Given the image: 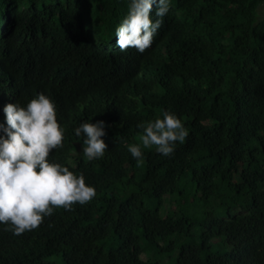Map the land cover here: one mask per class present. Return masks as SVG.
<instances>
[{"label": "trees", "instance_id": "trees-1", "mask_svg": "<svg viewBox=\"0 0 264 264\" xmlns=\"http://www.w3.org/2000/svg\"><path fill=\"white\" fill-rule=\"evenodd\" d=\"M130 3L0 0V137L6 105L46 95L64 131L49 162L96 192L19 236L0 224V264H264V0H169L142 54L113 47ZM164 112L189 135L138 166L137 125ZM98 121L108 147L87 161L75 129Z\"/></svg>", "mask_w": 264, "mask_h": 264}, {"label": "clouds", "instance_id": "clouds-1", "mask_svg": "<svg viewBox=\"0 0 264 264\" xmlns=\"http://www.w3.org/2000/svg\"><path fill=\"white\" fill-rule=\"evenodd\" d=\"M154 5L157 19L150 16ZM169 7V0H131L126 18L115 29L113 47L144 53L152 46ZM3 111L7 138L0 137V224L19 236L37 229L54 209L71 211L74 204L89 203L96 192L86 185L82 173L77 176L68 167L49 162L50 153L63 146L64 131L57 122L56 106L46 95L38 94L26 106L8 104ZM137 128L142 129L140 143L128 145L127 151L138 166L144 162L142 149L155 147L157 153L170 157L175 144L189 135L170 112ZM104 129L103 121L85 122L75 129L76 137H84L87 161L103 157L108 147L102 139Z\"/></svg>", "mask_w": 264, "mask_h": 264}, {"label": "rangeland", "instance_id": "rangeland-1", "mask_svg": "<svg viewBox=\"0 0 264 264\" xmlns=\"http://www.w3.org/2000/svg\"><path fill=\"white\" fill-rule=\"evenodd\" d=\"M129 191V189L127 190V192ZM171 199H173L174 201L176 200V198L172 197ZM184 200V199H183ZM173 201V202H174ZM173 203H170L169 199H166L165 201V205L170 209V207L172 206ZM182 206L178 208V210H180L182 212L183 215L190 217V218H195V219H200V217L206 212V211H210L212 210V207H210L209 204L207 205H203L201 203H187L186 201H182L181 202ZM172 209H175L174 207ZM163 214V212H162ZM222 214H224V211H222ZM141 259L144 260V255L141 256Z\"/></svg>", "mask_w": 264, "mask_h": 264}]
</instances>
